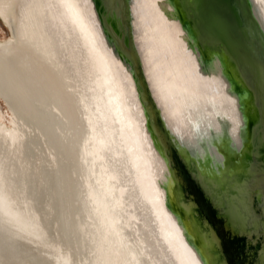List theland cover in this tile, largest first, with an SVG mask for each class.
Instances as JSON below:
<instances>
[{
	"label": "bare ground",
	"instance_id": "1",
	"mask_svg": "<svg viewBox=\"0 0 264 264\" xmlns=\"http://www.w3.org/2000/svg\"><path fill=\"white\" fill-rule=\"evenodd\" d=\"M255 5L264 23V0ZM133 8L145 70L170 127L190 148L200 119L220 135L210 110L220 101L239 150L238 111L220 73L207 82L185 57L169 6L135 0ZM0 17L10 29L0 40L8 107L7 120L0 108V264H207L171 209L134 81L90 1L0 0Z\"/></svg>",
	"mask_w": 264,
	"mask_h": 264
},
{
	"label": "water",
	"instance_id": "2",
	"mask_svg": "<svg viewBox=\"0 0 264 264\" xmlns=\"http://www.w3.org/2000/svg\"><path fill=\"white\" fill-rule=\"evenodd\" d=\"M89 1L97 25L112 52L122 61L134 81L142 123L156 152L159 171L162 165L167 171L171 209L185 224L207 264H228L219 258L218 248L223 244L221 234L228 233V237L234 231V234H246L248 215H240L242 218L226 215L228 210L223 204V213L217 214L216 188L222 187L220 195L228 202L231 197L230 186L239 195L240 185L256 177L250 168L253 159L256 166L264 168V23L256 9L255 0H151L158 8L170 7L166 12L183 30L179 40L186 45L185 57L197 64L205 80L208 82L213 79V71L220 73L225 83L224 92L233 99L238 111L239 138L242 143L239 150L231 137L233 125L219 100L218 103H211L210 110L215 114L216 122L221 125L220 135L216 134L211 120L206 122L209 128H204V121L200 119L195 126L197 145L191 148L185 145L165 119L151 88L136 40L133 22L135 0ZM209 89L219 99L217 87L212 89L209 84ZM250 101H253L252 104L259 112H253V120H256V116L258 119L260 117L258 134L262 136L263 143L257 146L251 144L249 137ZM219 153L225 159L222 186L216 184L219 179L216 174V168L220 166L217 157ZM192 185L202 188L203 200H198L199 194L191 192ZM251 190V209L260 214L255 194L260 195L264 185L257 183ZM208 204L214 205L212 210ZM261 211L264 215V209ZM262 215H254L253 225L257 229L261 227ZM207 233L210 244L203 236Z\"/></svg>",
	"mask_w": 264,
	"mask_h": 264
},
{
	"label": "flooded vegetation",
	"instance_id": "3",
	"mask_svg": "<svg viewBox=\"0 0 264 264\" xmlns=\"http://www.w3.org/2000/svg\"><path fill=\"white\" fill-rule=\"evenodd\" d=\"M221 168V172L217 174V177H219L217 181V185L221 184V177L223 172V166H219ZM218 167V169H219ZM184 173H186V170H183ZM220 171V170H219ZM206 184V182H205ZM203 184V186L205 185ZM215 185V186H217ZM204 187H207L206 185ZM190 188V187H189ZM191 192L194 194H199L198 200H203V193L202 188L198 185H192L191 186ZM207 190V189H206ZM217 194L219 196H216V212L217 214L223 213V205H222V196L220 195L223 192L222 187L216 188ZM229 193L232 194L234 192L233 187L230 186ZM255 191V190H254ZM256 195V207L260 209H264V190L263 192ZM257 197L259 198V201L257 200ZM217 199H220L219 201ZM220 203V205H219ZM208 208L212 210L213 204H208ZM227 215V212H225ZM234 216V215H231ZM262 220L260 221L261 227L259 229L255 228L253 225V218L254 215H248V228L246 229V234L239 235L238 232L232 233L230 237H228V233H223V244L220 245L221 247L218 248V252L220 254L219 258L221 261H227L229 264H264V215H262Z\"/></svg>",
	"mask_w": 264,
	"mask_h": 264
},
{
	"label": "rangeland",
	"instance_id": "4",
	"mask_svg": "<svg viewBox=\"0 0 264 264\" xmlns=\"http://www.w3.org/2000/svg\"><path fill=\"white\" fill-rule=\"evenodd\" d=\"M10 35V29L9 27L4 23V21L1 19L0 17V40L8 38ZM253 101H250V103L248 104V113L250 114V119H251V123H250V142L255 143L256 146L257 145H261L263 143V139L262 136H259L258 134V129H259V119L258 116H256V120H253V112H255V114H259L258 112V108L256 109V107L252 104ZM6 107V108H5ZM0 108L1 110H3L4 114H5V119L7 120L8 114H7V110L8 107L6 105V103L3 101V99L0 98ZM257 121V122H256ZM250 168L251 171L254 172L253 175H256V177L253 178L252 181L250 180H246L244 183H242L240 185V193L239 195H237L238 193H232L231 197H229L228 202L225 201L224 199L222 200V204L226 206L228 212L227 215H235L237 217H239L240 215H262V211H260V214H258L256 211H254L253 209H251L252 207V186L256 185L258 183V185H264V168L263 166L260 165L256 166L255 165V161L253 159L252 162H250ZM236 186L238 187L239 185L236 184ZM238 192V191H237ZM239 218H242V216H240ZM213 224L216 225V222H213ZM221 227V225H220ZM204 239L205 241L210 244V239L208 237V233L204 234ZM215 238V236H214ZM216 242H217V238ZM214 243V241H213ZM220 245V244H219ZM229 264V263H228Z\"/></svg>",
	"mask_w": 264,
	"mask_h": 264
}]
</instances>
